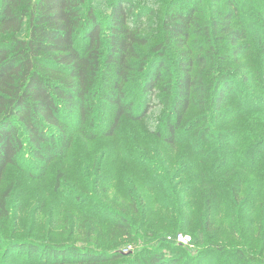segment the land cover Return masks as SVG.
<instances>
[{"label": "trees", "instance_id": "obj_1", "mask_svg": "<svg viewBox=\"0 0 264 264\" xmlns=\"http://www.w3.org/2000/svg\"><path fill=\"white\" fill-rule=\"evenodd\" d=\"M30 202L43 238L20 237ZM11 251L264 264V0H0V264Z\"/></svg>", "mask_w": 264, "mask_h": 264}, {"label": "rangeland", "instance_id": "obj_2", "mask_svg": "<svg viewBox=\"0 0 264 264\" xmlns=\"http://www.w3.org/2000/svg\"><path fill=\"white\" fill-rule=\"evenodd\" d=\"M74 165H75V161L73 160L72 162H70L71 170H74V168L77 166V165L76 166H74ZM73 174L75 175V171H73ZM40 192H41L42 196L46 194L45 192H42V191H40ZM44 200H45L46 206L49 205L50 201H49L48 196H46V198ZM38 208L39 207H37V204L35 202H30L28 204V207L26 208V210L23 212V215L25 216V220H24V222L22 221V225H20V228H21V229H19L20 237H24V235H27L29 237L35 236L38 238H43L45 236L43 234L47 233L43 227L47 223L48 219L50 218V217H47L48 209H45V210L39 212ZM35 211H36V215L34 214ZM152 218H154V217H152ZM32 221H34L35 223H33ZM166 231H167V229H166ZM184 235L190 236L189 233L188 234L185 233ZM228 235L229 234H228L227 230L224 228V226H222L220 228V230L218 229V232L215 235L216 243L226 241ZM230 236H232L234 239L231 237H228V241H227L228 242V248H229V250H233V248L235 246L237 247V243H234V240L236 242L237 238L234 237L233 234H230ZM188 244H185V245L181 244V245L186 246ZM127 250H130V248H127ZM177 253H179V251H177ZM21 258L22 257H19L16 255V252L11 251V252H9L7 263L8 264H15L17 262V260L22 261ZM212 264H215V263L213 262Z\"/></svg>", "mask_w": 264, "mask_h": 264}, {"label": "built area", "instance_id": "obj_3", "mask_svg": "<svg viewBox=\"0 0 264 264\" xmlns=\"http://www.w3.org/2000/svg\"><path fill=\"white\" fill-rule=\"evenodd\" d=\"M175 242L178 244H188L190 242V237L185 235H177L175 238Z\"/></svg>", "mask_w": 264, "mask_h": 264}]
</instances>
